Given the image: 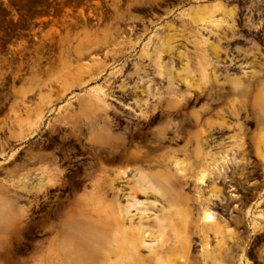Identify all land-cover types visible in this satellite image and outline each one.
I'll return each mask as SVG.
<instances>
[{"label":"rangeland","instance_id":"obj_1","mask_svg":"<svg viewBox=\"0 0 264 264\" xmlns=\"http://www.w3.org/2000/svg\"><path fill=\"white\" fill-rule=\"evenodd\" d=\"M4 3L12 8L13 18L0 23V28L6 29L7 25L12 31L10 37L9 33H0V169L19 165L24 154L21 145L35 139L21 137L40 122H47L51 109L62 104L58 97L70 95L76 84L95 75L102 64H112L121 72L113 83L127 88L123 102L144 100L153 107L146 124L169 138L162 142L163 146L174 148L191 138L189 151L200 157L197 166L214 174V179L204 181L207 191L201 189L202 203L208 209L223 216L224 207L231 206L226 199L229 189L235 187L236 194L249 196L240 198L246 200L244 207L258 203L263 185H251V181L264 180V173L258 166L254 171L251 168L257 164L255 153L264 140V120L260 107L254 103L264 83V0H166L161 8L176 10L167 17V24L161 20L157 25L149 15L145 18L147 27L137 23L130 33H124V39L130 43L123 48L117 47L119 36L113 40L100 32L110 31L111 9L105 0L91 4L83 0H0L1 15L7 13L2 7ZM229 10L234 13L231 28L224 23ZM153 11L157 16L165 14ZM68 42L80 45L79 57L73 59L74 53L66 54ZM128 47L132 50L127 51ZM110 71L105 70L100 80ZM197 75L198 87L190 89L189 84ZM95 83L100 86L99 80ZM186 92L191 95L185 97ZM240 93L248 96L249 114L255 117L244 122L246 158L251 159L252 165L231 161L236 153L232 147L236 138L227 105ZM121 94L116 91L118 97ZM170 124H175L183 137L176 144L171 143ZM235 159L240 157L235 155ZM213 160L210 169L206 163ZM241 175L248 183L241 180ZM41 178L39 171L23 177L32 185H39ZM191 187H198L195 181ZM142 202L139 194L135 199L120 201L117 217L123 233L143 236L147 230L151 233L144 236L147 241L163 244L156 247L159 256L152 253L151 264H184L190 241L198 238L190 237L184 226L181 204L177 202L174 208L175 219L163 210L155 218H148ZM263 205L259 204V209ZM104 227L99 220L92 225L100 244ZM260 236L263 233L257 232L256 238ZM74 242L69 240L70 244ZM141 253L147 255V249L143 248ZM248 258L251 260V255Z\"/></svg>","mask_w":264,"mask_h":264},{"label":"clouds","instance_id":"obj_2","mask_svg":"<svg viewBox=\"0 0 264 264\" xmlns=\"http://www.w3.org/2000/svg\"><path fill=\"white\" fill-rule=\"evenodd\" d=\"M165 2L105 0L111 9L110 31L100 32L113 40L119 36L117 47L123 48L130 43L124 33H130L137 23L147 27L145 18L149 15L157 25L161 20L167 24V17L176 10L161 8ZM153 9L165 14L157 16ZM233 14L229 10L224 17L229 28ZM79 47L68 42L66 54L74 53L73 59L79 57ZM107 69L112 71L100 80ZM119 75L114 65L102 64L95 75L76 84L70 95L58 97L62 104L51 109L47 122H40L21 137L35 139L21 145L24 154L19 165L0 169V264H116L105 255L92 225L99 220L107 227L119 212L120 201L135 199L136 194L143 197V212L148 218H155L163 210L175 219L174 208L177 202L181 204L183 224L190 237L198 238L190 241L184 264H264V236L256 238L257 232L264 233V209H259V204H264V190L258 203L244 207L240 196L230 188L226 199L231 206L224 207L223 216L205 207L201 189L207 191L204 181L214 179V174L197 166L200 157L189 151L191 138L174 148L163 146L169 138L146 124L153 107L144 100L124 103L127 88L113 83ZM198 83L197 75L189 88L196 89ZM117 90L122 93L119 97ZM249 106L245 93L233 96L227 105L236 138L232 147L240 157L236 160L234 155L231 161L237 164L252 165L244 143V122L255 118L249 114ZM260 116L264 118V106L260 107ZM168 127L173 132L171 143L183 139L175 124ZM255 155L258 161L251 171L258 166L264 173V140ZM35 171L42 174L39 185L23 179ZM240 178L244 180L243 175ZM193 181L198 186L195 190ZM251 185H264V180L253 179ZM70 239L75 242L70 244ZM142 239V235L137 237V243ZM142 264H151L150 256L142 257Z\"/></svg>","mask_w":264,"mask_h":264},{"label":"bare ground","instance_id":"obj_3","mask_svg":"<svg viewBox=\"0 0 264 264\" xmlns=\"http://www.w3.org/2000/svg\"><path fill=\"white\" fill-rule=\"evenodd\" d=\"M25 99V98H24ZM26 100V99H25ZM254 103L262 107L264 106V99L261 92L256 93ZM264 120V118H262ZM224 160V159H222ZM226 161V160H225ZM215 161H207L206 165L213 169ZM220 166V165H219ZM223 167V166H222ZM219 168V170H223V168ZM225 178V176L223 175ZM203 179V176L200 177ZM226 179H228L226 177ZM230 180V179H229ZM205 183V182H204ZM208 185V184H207ZM231 187V185H229ZM233 188V187H232ZM211 196V195H210ZM210 205V203H209ZM207 207V206H205ZM209 207V206H208ZM207 207V208H208ZM213 210L212 208H209ZM120 214V213H119ZM119 216V215H118ZM207 219V217H205ZM120 220L116 216L111 218L110 223L107 227H104L101 231V238L102 242L101 245L104 248L105 255L109 256L113 261L116 262V264H138L139 262L142 264V257L146 255H142L141 250L143 248L147 249V256H152V253L155 255H158L160 253H156L157 246L163 245L162 243H159L158 245L151 244L150 241H147L144 236L148 235L150 236L151 233L147 230H145L143 233V239L137 243L136 238L141 236V234H133L130 235L124 234L121 229ZM96 232V231H94ZM153 247V249H152ZM162 255H160L161 257Z\"/></svg>","mask_w":264,"mask_h":264},{"label":"flooded vegetation","instance_id":"obj_4","mask_svg":"<svg viewBox=\"0 0 264 264\" xmlns=\"http://www.w3.org/2000/svg\"><path fill=\"white\" fill-rule=\"evenodd\" d=\"M83 1L85 3H87V4H91V3L95 2V0H83ZM57 6H59V5H57ZM2 7H4V11L7 12V13H5L4 15H1L0 14V23H2V22L6 23L7 21H10V19L13 18L12 13H11V9L12 8L11 7H6V4L5 3L2 4ZM20 12H22V11H20ZM47 18H50V19H53V20L56 19L54 16H48ZM39 20L40 19H32L31 21L38 22ZM5 27H6V29L0 28V33H9V35L7 37H10V33H12V31H11V29L7 25ZM23 32H27V30H23ZM16 37H17V35H15L13 39H15ZM0 42H1V40H0ZM235 190H236V187H235ZM263 190H264V185H263ZM237 195H239L240 198H247V197H249L247 195H241V194H237ZM240 200L243 203L246 202V200H243V199H240ZM263 209H264V205H263ZM263 236H264V233H263Z\"/></svg>","mask_w":264,"mask_h":264}]
</instances>
